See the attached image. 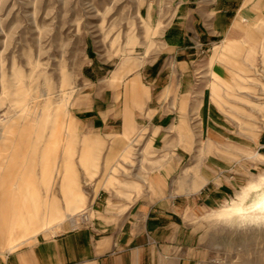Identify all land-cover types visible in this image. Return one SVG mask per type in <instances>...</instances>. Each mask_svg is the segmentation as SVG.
Segmentation results:
<instances>
[{"label": "rangeland", "instance_id": "rangeland-1", "mask_svg": "<svg viewBox=\"0 0 264 264\" xmlns=\"http://www.w3.org/2000/svg\"><path fill=\"white\" fill-rule=\"evenodd\" d=\"M183 1L0 0V240L9 237L0 252L38 233L92 222L90 201L107 169L93 175L96 169L82 165L84 129L75 117L83 98L98 95L104 78L131 59L153 64L152 77L163 61L168 66L153 85V103L170 68L184 76L179 98L165 105L177 114L170 146L157 141L144 154L136 151L170 161L174 225L160 231L170 256L160 264H264V220L220 212L264 175V12L241 17L231 35L208 43L198 36L195 13L203 0ZM227 39L234 51L214 54ZM173 42L176 51L166 47ZM174 58L190 65L175 67ZM123 85L121 79L118 93ZM134 168L113 170L122 182L115 193L132 187L125 180Z\"/></svg>", "mask_w": 264, "mask_h": 264}, {"label": "crops", "instance_id": "crops-1", "mask_svg": "<svg viewBox=\"0 0 264 264\" xmlns=\"http://www.w3.org/2000/svg\"><path fill=\"white\" fill-rule=\"evenodd\" d=\"M196 8L202 26V34L198 33V36L203 35V40L209 43L212 37L231 35L233 26L241 17L252 20L257 9L264 12V0H203ZM193 10L186 18L194 13ZM183 24L189 25L181 23V26ZM157 26L159 34L163 24ZM172 44L176 43H168L166 47H170V51L178 50L179 47ZM235 46L227 39L214 54L224 56L234 51ZM173 62L180 69L190 65L189 58H174ZM120 64L104 78L108 82L104 90L94 97L83 98L82 104L89 107L83 108L80 104L77 110L80 115L75 117L85 130H82L85 143L80 150L82 165L96 169L93 175L97 169L98 173L107 169L100 181L102 185L90 201L89 210L95 215L92 222L57 234L38 233L27 243L0 252V264H160L162 256L167 255L169 245L162 244L159 235L161 229L174 225L175 195L168 192L170 161L164 156L142 157V152L136 151L144 154V150L154 148L157 141L161 142V148L170 146L167 133L172 122H177V114L167 111L165 105L167 101L172 103L179 98L178 89L184 76L182 73L176 76L170 68L162 85L158 86L157 102L153 103L156 100L153 85L168 68L165 62L160 64L153 77V64L147 66L141 60L131 59ZM145 76L152 81L145 83ZM121 79L124 85L118 93ZM144 128L149 130V140ZM130 153L137 155L135 163L132 158L127 162L122 159ZM154 164L161 166L157 172ZM118 165L136 167L132 179L125 180L132 187L122 189V195L115 193L121 181L112 175ZM141 182L145 183L144 191H137ZM193 187L198 188L197 185ZM209 194L205 195L206 198Z\"/></svg>", "mask_w": 264, "mask_h": 264}, {"label": "bare ground", "instance_id": "bare-ground-1", "mask_svg": "<svg viewBox=\"0 0 264 264\" xmlns=\"http://www.w3.org/2000/svg\"><path fill=\"white\" fill-rule=\"evenodd\" d=\"M260 177H262L261 181L256 182V183L247 184L245 189L242 191V194L240 193L241 196L238 198V200H236V201L233 200L232 205L230 207L223 208L220 212L223 215L236 214L238 219L239 218L245 219L247 221H248V219H249V221L250 220L263 221L264 220V175H262ZM253 191L256 194L251 199V201L248 203V205H246L245 201L247 200L248 197H250V195H252L251 193ZM54 212H55V208L50 213H52L54 215L55 214ZM78 219H80V214L78 215ZM244 222H246V221H244ZM8 239H9V237L4 235V237L1 238L0 243H2V245H3V243L8 241Z\"/></svg>", "mask_w": 264, "mask_h": 264}]
</instances>
